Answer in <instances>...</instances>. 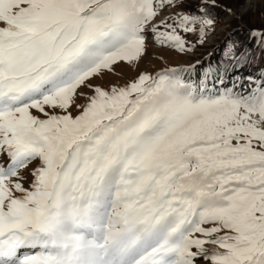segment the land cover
I'll use <instances>...</instances> for the list:
<instances>
[{"label":"snow or ice","instance_id":"1","mask_svg":"<svg viewBox=\"0 0 264 264\" xmlns=\"http://www.w3.org/2000/svg\"><path fill=\"white\" fill-rule=\"evenodd\" d=\"M219 7L0 0V264H264V70L93 83L152 45L191 52Z\"/></svg>","mask_w":264,"mask_h":264},{"label":"rangeland","instance_id":"2","mask_svg":"<svg viewBox=\"0 0 264 264\" xmlns=\"http://www.w3.org/2000/svg\"><path fill=\"white\" fill-rule=\"evenodd\" d=\"M218 3L221 7L215 9L219 12L215 31L205 37L202 44L198 43L197 36L189 35L186 37L189 43L193 45L191 52L179 53L169 48L152 45L148 49V55L140 62L139 67H130L126 63L121 62L115 67V74L106 73L103 80L93 81V83H100L105 86L113 83L123 85L136 78L140 71L155 74L165 68H187L190 65H196L195 73H197V68L201 65L204 67H209L210 65L213 67L219 66L215 64L217 56L221 52L225 54L229 44H232L231 41H227L225 38L227 33L238 29L235 28L236 25L247 28V32L252 29L264 32V0H218ZM226 8H231L235 15L228 14L224 10ZM244 36H246L245 43L253 41L251 47L253 58L244 69L243 74L239 72V69L232 68L224 76L229 87H231L232 80H240L249 75L252 76L248 71H257L264 66V57L261 56L259 46L254 39L247 37V33ZM197 61H200V63L196 64ZM195 73L193 74L194 79ZM217 87L222 90L221 85H217ZM237 91H240V89H237ZM244 91L246 92L247 88Z\"/></svg>","mask_w":264,"mask_h":264},{"label":"trees","instance_id":"3","mask_svg":"<svg viewBox=\"0 0 264 264\" xmlns=\"http://www.w3.org/2000/svg\"><path fill=\"white\" fill-rule=\"evenodd\" d=\"M213 12H214V16L216 17V20L218 21L219 12H217L215 9L213 10ZM220 23H221V20H220ZM235 28H238V29L235 30L234 32L227 33L225 40L231 41L232 43H234L236 45H242L241 47H239V50L236 52V55L239 56L241 52L247 51L250 54V61H251L253 58V53L251 52V47H252L253 41H251L250 43L244 42L246 40L245 39L246 36H244V35H245V33H247V37H249V32H247L248 31L247 28L239 27V25H236ZM250 61L248 63H244L243 61H241L240 65H237L235 68H233V64L235 62L233 61L232 63H229L225 58L224 52H221L220 54H218L217 59L215 61V64L221 65V63H223L224 66L228 68V72L232 68L233 69L237 68V69H239V72L243 74L244 69L249 65ZM205 68H208V67H204L203 65L199 66L197 68V71H198L197 73H201L203 71V69H205ZM262 70H264V66L261 69H258L257 71H248V72H249V74H252V77L256 78L260 75ZM226 74L224 76H226Z\"/></svg>","mask_w":264,"mask_h":264}]
</instances>
